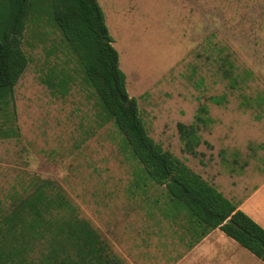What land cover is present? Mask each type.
<instances>
[{
	"label": "rangeland",
	"instance_id": "1",
	"mask_svg": "<svg viewBox=\"0 0 264 264\" xmlns=\"http://www.w3.org/2000/svg\"><path fill=\"white\" fill-rule=\"evenodd\" d=\"M97 2L148 135L231 201L253 191L264 181V103L261 110L242 107L240 93L264 96V0ZM22 49L28 64L14 88L20 135L0 138V205L31 177L50 179L124 259L146 227L161 225V212L190 226L165 205L164 185H135L139 164L112 121L103 120L60 32L45 18L29 21ZM218 49L235 73L254 70L240 89L221 76ZM53 71L69 77L64 96L43 82ZM178 123L197 126L195 154L184 151Z\"/></svg>",
	"mask_w": 264,
	"mask_h": 264
},
{
	"label": "trees",
	"instance_id": "2",
	"mask_svg": "<svg viewBox=\"0 0 264 264\" xmlns=\"http://www.w3.org/2000/svg\"><path fill=\"white\" fill-rule=\"evenodd\" d=\"M44 18L60 32L76 59L103 120L112 121L139 164L135 185H164L169 211L186 216L191 227L202 229L201 236L219 228L264 262V228L148 135L136 99L127 92L118 52L97 0H0V138L20 135L14 88L28 64L22 38L29 21ZM221 51L218 49L214 59L221 76L227 79L229 88L240 89V83L254 77V70L245 68L242 74L235 73L233 60ZM68 78L66 74L58 77L53 71L43 82L53 93L58 89L64 96ZM240 97L242 107L262 109L264 96L251 98L240 93ZM209 98L217 104L225 102L224 95ZM205 112L207 107L203 105L200 113ZM261 116L260 112L255 114V118ZM197 130L193 124L178 123L183 149L191 154H195L200 141ZM9 198L8 204L0 205V264H124L56 182L31 177Z\"/></svg>",
	"mask_w": 264,
	"mask_h": 264
},
{
	"label": "crops",
	"instance_id": "3",
	"mask_svg": "<svg viewBox=\"0 0 264 264\" xmlns=\"http://www.w3.org/2000/svg\"><path fill=\"white\" fill-rule=\"evenodd\" d=\"M236 203L264 228V181ZM166 216L161 212V225L145 228L132 252L126 250L124 264H264L219 228L201 236L202 229Z\"/></svg>",
	"mask_w": 264,
	"mask_h": 264
}]
</instances>
